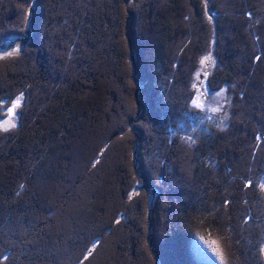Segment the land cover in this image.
<instances>
[{
  "label": "trees",
  "instance_id": "trees-1",
  "mask_svg": "<svg viewBox=\"0 0 264 264\" xmlns=\"http://www.w3.org/2000/svg\"><path fill=\"white\" fill-rule=\"evenodd\" d=\"M21 38L0 264H264V0H0V46ZM208 56L227 124L188 141Z\"/></svg>",
  "mask_w": 264,
  "mask_h": 264
},
{
  "label": "rangeland",
  "instance_id": "rangeland-1",
  "mask_svg": "<svg viewBox=\"0 0 264 264\" xmlns=\"http://www.w3.org/2000/svg\"><path fill=\"white\" fill-rule=\"evenodd\" d=\"M22 39L23 38L3 42L0 46V58L4 59L19 55L25 45V41ZM214 67L215 61L212 56H208L202 60L196 78L194 99L191 103L192 108L199 111L201 114L196 119L189 118L187 120L185 124L189 127H185L184 125L181 126L180 124L177 127V131L172 135H181L182 139L186 138L189 141L191 135L193 136L195 131L207 129L209 126L220 130L226 126L228 106L230 103L229 89L224 86L218 91L213 92L207 85V77L213 71ZM0 81H3V79H0ZM17 100L19 104L15 107L13 114L10 110L13 109ZM24 101L23 95H18L8 105L6 100L1 101L0 105H6V107L2 112L3 116L0 118V130H12L18 127L20 117L19 111L23 107ZM191 122L193 125H191ZM120 217L122 218L123 215ZM149 257L151 259L154 255Z\"/></svg>",
  "mask_w": 264,
  "mask_h": 264
},
{
  "label": "snow or ice",
  "instance_id": "snow-or-ice-1",
  "mask_svg": "<svg viewBox=\"0 0 264 264\" xmlns=\"http://www.w3.org/2000/svg\"><path fill=\"white\" fill-rule=\"evenodd\" d=\"M18 104H19V101L17 100L16 104L13 106V109L10 110V111L13 112V114H14V109H15L16 106H18Z\"/></svg>",
  "mask_w": 264,
  "mask_h": 264
}]
</instances>
